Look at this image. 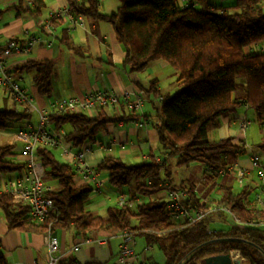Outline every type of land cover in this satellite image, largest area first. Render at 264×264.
<instances>
[{
	"label": "trees",
	"instance_id": "16d2710c",
	"mask_svg": "<svg viewBox=\"0 0 264 264\" xmlns=\"http://www.w3.org/2000/svg\"><path fill=\"white\" fill-rule=\"evenodd\" d=\"M29 1L30 13L42 14L45 1ZM66 1L70 13L95 21L104 20L111 25L124 48L121 65L129 72H142L155 61H164L175 70L177 88L172 94L159 93L155 79L150 80V91L160 97L157 107L160 121L155 123V128L164 160L176 156L179 166L200 163L202 182L213 186L219 196L204 202L190 191L192 185L173 184L169 175L160 177L164 161L128 164L118 157L105 155L95 170L106 174L111 187H133L141 200L130 207L108 205L106 216L102 217L86 207L92 188L89 184L75 183V168L59 160L53 148L37 147L34 156L44 168L43 180L55 185L46 193L53 201V208L44 221L35 223L26 204L13 202L10 193L2 194L0 210L6 228L49 230L52 234L74 229L83 235L97 232L106 236L128 232L142 236L147 244L156 245L164 254L163 264H197L205 255L231 249L239 250L246 264H264V227L252 224L264 216V210L249 203L253 186L247 183L234 189L216 183L219 176L215 170L237 159L240 144L228 136L208 137V132L217 127L219 118L245 105L255 113L261 137L253 148L264 162V50L257 48L264 43L263 0H234L229 5L216 0H192L196 5H184L180 0H117L118 6L111 14L99 10V0ZM21 2L17 0V6ZM60 40L79 51L65 32ZM29 70L34 71L32 79L38 93L48 95L52 88L50 62L30 59L17 67L15 73ZM119 101L123 103L119 105ZM119 101L120 114L126 103ZM26 116L15 109H0V129L6 128L9 121ZM114 120L115 115L109 117L102 109L94 115L62 112L49 116L54 128L66 127L65 140L76 148L84 143H95L99 132ZM15 154L13 145L0 146V173L17 172L24 167V162L16 161ZM205 167L210 172H205ZM177 187L189 190V200L201 211L213 205L226 207L241 225L235 223L228 228L211 230L208 226L213 222L215 211L192 224L173 220L165 202L156 194ZM148 196L153 199H147ZM221 237L245 241L208 243ZM0 264H4L1 254ZM57 264L106 263L94 259L81 263L67 256L61 257Z\"/></svg>",
	"mask_w": 264,
	"mask_h": 264
},
{
	"label": "crops",
	"instance_id": "0c3cea01",
	"mask_svg": "<svg viewBox=\"0 0 264 264\" xmlns=\"http://www.w3.org/2000/svg\"><path fill=\"white\" fill-rule=\"evenodd\" d=\"M44 1L46 8L40 15L30 13L28 9L31 3L29 0H22L20 6H17V0H2L0 2L1 44L9 39L23 40L25 31L36 34L42 39L33 45L28 52L13 53L8 57L7 61L15 79H17L24 92L30 96L34 108L30 111L20 106L22 112L27 116L16 120L17 124H11L12 121H15L11 120L6 128L0 129V146L13 145L16 152V161L24 162L26 156L22 152V147L28 141L27 132L35 128L37 124V110H47L53 101L60 98H81L83 95L97 90H108L117 94L127 90L131 93H142L144 95V102L140 110L131 111L125 104H123V111L120 114L119 110L117 114L113 108L106 109L105 113L109 117L115 115L116 120L108 122L105 128L99 132L96 142L93 143L94 150L86 155V162L96 167L105 155H110L118 157L128 164H139L150 160L159 163L164 161L166 164L167 160H164L165 156L155 128V123L160 121L157 114L160 97L157 98L150 91V80L155 79V89L159 93L172 94L177 88V76L171 78L165 87L158 78L157 72H129L121 65L125 54L124 48L117 40L111 25L104 20L95 21L89 17L73 14L75 17H81L82 23L68 30V19L64 16H56V18L54 17L55 20L51 21V27L54 31L48 33L43 25L49 12L53 9L58 10L67 7V1ZM117 6V0H99V10L104 14L113 13ZM63 32L66 33L79 51L69 48L60 40ZM30 59L48 60L50 62L52 88L48 95L38 93L32 79L33 70L15 73L17 67ZM160 63L154 66L156 70L160 68L168 70L166 62L161 61ZM122 103V101H119V105ZM13 105L15 104L0 88V109H14ZM29 112L36 113L34 120L30 119ZM242 117L249 118L250 121L256 118L253 110L242 105L236 112L219 118L217 127L208 132V137L211 132L215 135V137L212 135V139L228 136L232 137L235 143H240L243 133L238 127V121ZM24 119L27 122L26 125L21 123ZM132 119L145 121V123L137 125ZM62 129L66 131V127ZM101 145L107 146L106 150L101 148ZM252 145L250 146L253 148ZM78 148L72 147V150L75 151ZM55 149L59 151L57 158L67 162L61 154L60 147H55ZM253 150L255 149L253 148ZM238 156L237 160L249 168L248 152L239 150ZM21 170L0 173V189L6 181L15 179ZM99 177L102 186L99 191L91 192L86 207L102 217L106 216V207L116 204L118 197L137 195L131 186L111 187L104 173H99ZM160 177L165 178L161 172ZM168 177L170 178V176ZM227 177L231 178L227 180V183L222 184L232 186V178L234 180V177L232 175ZM201 178L202 169L199 172V181L208 190L207 192H210V189L214 187L205 185ZM255 180L254 171H250L245 176L244 184L249 183L254 187ZM74 181L78 185L89 184L93 188V183L85 180L79 173L76 174ZM171 182L173 184L184 182L187 186L191 185L185 180L175 182L172 178ZM50 185L51 187L55 186L54 184ZM192 187L201 201L207 202L211 199L210 193L204 195L194 185ZM252 194L253 191L251 197ZM156 197L164 200L165 190L158 192ZM147 199L152 200L153 196H148ZM214 211L216 213L212 216L213 222H222L223 212L218 209ZM208 227L212 230L215 229L211 227V224ZM54 235L58 238V249L61 257L73 256L81 263L94 259L106 264H117L116 260L120 252L122 233L106 236L97 232H90L83 235L75 232L74 229H66L58 230ZM46 240V232L8 230L0 210V254L4 258V264H46ZM133 240L132 246L135 259L132 263L142 262V264H147L149 261L152 264L164 263V254L156 245L147 244L142 236L133 235ZM76 245H79V248L73 250Z\"/></svg>",
	"mask_w": 264,
	"mask_h": 264
},
{
	"label": "built area",
	"instance_id": "2783aa9c",
	"mask_svg": "<svg viewBox=\"0 0 264 264\" xmlns=\"http://www.w3.org/2000/svg\"><path fill=\"white\" fill-rule=\"evenodd\" d=\"M184 5H196L192 0H180ZM56 16H64L68 19V30H71L76 25L81 24V17H75L69 12L67 7L62 9H53L49 12L48 18L44 22V29L48 33H52L54 30L51 27V19ZM77 19H75V18ZM42 39L36 34L25 31L23 40L9 39L3 44L0 43V88L3 89L4 94L15 104L23 106L25 110L33 109L31 98L28 96L9 67L8 57L13 53H25L28 52L31 47ZM47 41V40H46ZM48 42V41H47ZM259 50H264V43L257 46ZM122 99L125 101L126 106L131 111L140 110L143 102L144 95L142 93H131L127 90H123L120 94L114 93L108 90H97L89 92L83 95L81 98L65 97L53 101L47 110H37L38 119L35 128L30 129L27 132L28 141L22 147V152L26 156L24 161V167L19 172V175L12 180L6 181L0 189V196L5 193L12 195L13 202L24 203L28 207V214L35 223L44 221L53 208V201L46 196V193L50 190L51 185L44 182V168L40 161L34 156V150L37 147H60L61 154L65 157L66 161L70 163L85 180L93 183L92 192L99 191L102 186L99 173L95 170V167L86 162V155L94 150L92 143H84L75 151L72 150L71 145L65 140L66 132L62 128H54L49 122V116L55 113L62 112H76L87 113L92 115L99 109L105 111L106 109L113 108L118 114L117 103ZM247 107V106H246ZM137 125H143L145 121H139L132 119ZM250 120L242 117L238 121V127L241 132H244L250 126ZM240 150L248 152V158L250 162L249 168L240 163L237 159L222 168L215 170L219 177L232 175L234 180L241 187L245 183V176L254 171L255 183L253 187V194L251 202L255 207L264 210V162L257 151L240 140ZM106 150L107 146H100ZM205 172H210L208 167L204 168ZM204 177H202V180ZM189 190L185 188H167L165 189V206L173 220L185 221L187 224H192L201 220L211 211L221 210L222 212L229 213L226 207L213 206L212 208L201 211L195 207L189 200ZM190 191H193L191 189ZM138 195L133 196H120L117 198L116 205L118 206H132L134 203L140 202ZM235 223L239 226L241 223L237 218H234ZM256 226L264 227V216L252 223ZM208 233L211 232L207 229ZM46 240L47 262L46 264H57L61 258L58 249V238L52 234L49 230ZM133 235L128 232L122 233V242L120 245V252L117 256V264H131L135 259V253L133 250ZM79 245L74 246L73 250H77ZM228 252L236 253L238 257L244 261V258L240 255L239 250L231 249Z\"/></svg>",
	"mask_w": 264,
	"mask_h": 264
},
{
	"label": "rangeland",
	"instance_id": "374dc122",
	"mask_svg": "<svg viewBox=\"0 0 264 264\" xmlns=\"http://www.w3.org/2000/svg\"><path fill=\"white\" fill-rule=\"evenodd\" d=\"M1 1L2 0H0V2ZM216 1L222 3L223 5H229V4H232L234 2V0H223V1L216 0ZM263 2H264V0H263ZM160 62L161 61H155V62L149 63L144 71L145 72H150V71L151 72L152 71L157 72L158 78L160 79L161 83L164 84L166 87V84L168 83V81L171 78L173 79L174 77H176L177 73L175 72V70L170 65H166L167 66L166 68L168 70L161 69V68L159 70H156L154 68V66H156V64H161ZM13 108L17 111L22 112V107H20L19 105H13ZM29 114H30L31 120H34L36 118V113L29 112ZM157 118H158V116H157ZM247 119H249V118H247ZM12 123L17 124V121L16 120L12 121L11 124ZM21 123L26 125L27 122L24 119L21 121ZM236 133H237V131H236ZM242 133H243L242 140L249 145L255 144L260 140L261 134L259 131V127L257 125V121H255V119H253L250 122V126ZM212 135L215 137L214 133L210 132L209 137L211 139L213 138ZM52 150L54 152V155L56 157H58L59 151L56 150L55 148H53ZM178 160L179 159L176 156L167 158V162H166L164 168L161 170V173L164 175V177L169 175L170 178H172L175 182L185 180L188 183H190L191 185H194L200 193L203 192L204 195H208L210 193L211 199L217 198L219 196V194L214 190V188L210 189V192H207L208 190H206L204 185L200 183L199 172L202 169V166L200 163L192 162V163H189L188 165H180L179 166V165H177ZM230 178L231 177H227V176L222 177L221 176L217 179L216 183L217 184L227 183V180H229ZM232 183H233L232 186L234 189H236L239 185L235 180H233V178H232ZM214 206H216V205H214ZM222 214H223V221L222 222H211V227L217 228V229L218 228H228V227H231L233 224H235V220L230 213L223 212Z\"/></svg>",
	"mask_w": 264,
	"mask_h": 264
},
{
	"label": "water",
	"instance_id": "95a60500",
	"mask_svg": "<svg viewBox=\"0 0 264 264\" xmlns=\"http://www.w3.org/2000/svg\"><path fill=\"white\" fill-rule=\"evenodd\" d=\"M221 241L244 242L245 240L236 237H221L218 239L211 240V242L208 243H215ZM178 264H181V262H179ZM197 264H246V263H244L236 253L231 254L230 252L227 251V252L205 255L199 259Z\"/></svg>",
	"mask_w": 264,
	"mask_h": 264
},
{
	"label": "bare ground",
	"instance_id": "6f19581e",
	"mask_svg": "<svg viewBox=\"0 0 264 264\" xmlns=\"http://www.w3.org/2000/svg\"><path fill=\"white\" fill-rule=\"evenodd\" d=\"M193 189V188H192ZM194 190V189H193Z\"/></svg>",
	"mask_w": 264,
	"mask_h": 264
}]
</instances>
